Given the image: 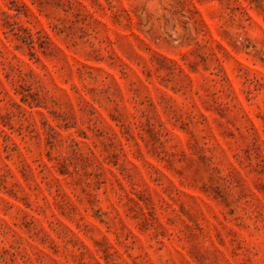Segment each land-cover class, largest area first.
I'll return each mask as SVG.
<instances>
[{
    "label": "clouds",
    "instance_id": "clouds-1",
    "mask_svg": "<svg viewBox=\"0 0 264 264\" xmlns=\"http://www.w3.org/2000/svg\"><path fill=\"white\" fill-rule=\"evenodd\" d=\"M0 264H264V0H0Z\"/></svg>",
    "mask_w": 264,
    "mask_h": 264
}]
</instances>
